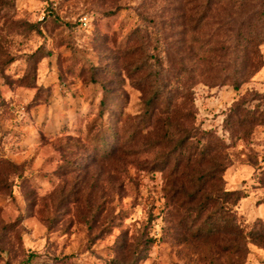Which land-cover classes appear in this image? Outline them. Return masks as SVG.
I'll list each match as a JSON object with an SVG mask.
<instances>
[{
  "label": "rangeland",
  "instance_id": "1",
  "mask_svg": "<svg viewBox=\"0 0 264 264\" xmlns=\"http://www.w3.org/2000/svg\"><path fill=\"white\" fill-rule=\"evenodd\" d=\"M183 12L0 0V264H264V65L235 88ZM203 175L241 236H193Z\"/></svg>",
  "mask_w": 264,
  "mask_h": 264
},
{
  "label": "trees",
  "instance_id": "2",
  "mask_svg": "<svg viewBox=\"0 0 264 264\" xmlns=\"http://www.w3.org/2000/svg\"><path fill=\"white\" fill-rule=\"evenodd\" d=\"M182 5L183 32L199 43L200 50L214 55V58L219 53H222L220 57L223 54L231 56L230 60L236 68L227 78L235 88L249 81L263 67L264 0H182ZM208 27L211 32H207ZM224 43L228 45L224 46ZM208 59L211 62L212 58ZM218 170H212L210 175L215 177ZM218 177L222 180V176ZM207 178L203 175L199 178L201 182L197 179L199 186L191 195V201H194L197 193H201V201L195 206L197 214L188 216L189 219L192 217L188 226L195 227L193 236L216 233L241 236V225L234 212V206L240 200L239 192L222 188L207 191L203 187ZM205 212L203 222L197 224ZM253 235L256 240L264 242L263 231L256 230ZM32 261L33 256H29L21 264H31Z\"/></svg>",
  "mask_w": 264,
  "mask_h": 264
}]
</instances>
